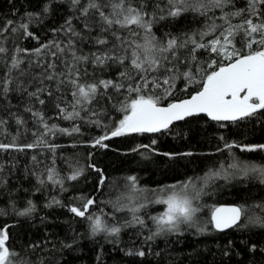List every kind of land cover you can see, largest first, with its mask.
I'll return each mask as SVG.
<instances>
[{
    "label": "trees",
    "instance_id": "16d2710c",
    "mask_svg": "<svg viewBox=\"0 0 264 264\" xmlns=\"http://www.w3.org/2000/svg\"><path fill=\"white\" fill-rule=\"evenodd\" d=\"M140 2V0H134ZM148 5L146 11H154V5L163 0H144ZM43 0H0V27L7 20H13L17 24L25 17L27 12H40ZM246 0H233V5L220 9H212L208 16L217 24L224 12H232L236 8L244 7ZM79 15L70 9L68 0H56L52 11L46 14L42 22H33L29 30L38 39L19 36L11 32L6 33L9 39L5 42L9 48V56L15 46L33 49L41 44L56 39L67 41L69 37L64 33L54 35L52 29H59L69 16ZM159 15V13H157ZM26 22V21H25ZM211 20L194 13H185L182 17H167L157 20L153 25V33L157 38H164L165 34L179 35L204 30ZM239 18H232V23H239ZM73 27L85 37L83 41H77L79 54L88 55L96 52L100 46L95 45L94 40L101 35L99 28H93L87 32L81 20L73 19ZM134 39L143 43V33ZM121 35L128 37L126 30ZM110 43L108 49L118 43L110 34L107 36ZM207 39V38H206ZM236 47L243 48V37L237 36ZM103 50V49H101ZM28 57L22 64L28 69ZM212 59H218L214 54L201 50L198 54V65L206 71ZM87 70V81L93 79H119V73L124 67L118 63L109 62L107 67H97L91 63L81 66V71ZM185 70V69H182ZM7 71L0 64V76ZM38 68H31L30 72L36 74ZM13 76L19 77L14 71ZM197 76V79H201ZM31 75L19 77L28 91H35V86L29 83ZM46 83H49L46 81ZM179 88L167 102L181 99L197 91L193 86L188 92L181 91L183 84L179 81ZM15 87V85H13ZM55 89V83H51ZM63 97L71 100V92L62 89ZM111 102H101L94 107L99 110L106 107L107 113L100 117L102 124L96 126L87 122V115L81 111L85 119L65 120L58 115L56 108L57 98L61 93H55L51 98L42 94L41 98L46 103L40 105L35 98L29 99L25 91H11L8 94L0 93V120H6L7 124L0 127V142L20 145L34 143L38 133L44 129L31 112L25 108L30 106L34 111H41L51 126L71 129L73 125L80 127L79 133L66 135L56 132L49 133L45 139L59 145L55 152V168L61 177L69 174V166L65 158H70L78 167L83 168L82 174L75 181H67L63 185L65 191H61L59 185L51 183L40 185L37 175L44 173L48 167H52L53 153L47 148L25 149L24 151L8 150L0 151V227L10 226V247L17 253V264H264V227L259 224H248L247 218H242L246 227L239 229H227L223 232L209 231L204 234H196L194 230L182 228L180 234H164L148 241L146 237L155 231L154 223L149 219L163 211L164 206L152 204L141 209L137 215L145 220L146 226L132 225L121 227L118 236H111L101 232L93 236L90 231V221L76 217L70 212V207H81L85 202L78 197L94 198L96 203L89 209L93 217L100 216L104 223L111 226H123L132 220V213L128 208L117 211L114 205L127 192L125 178L135 175L139 178V185L146 188H157L162 185L182 182L189 177H204L209 170L218 169L221 162L227 164L233 162L227 150L217 152V148L223 149L225 141L238 144H264V116L253 117L249 120L233 123L231 121L216 122L207 116L200 114L178 121L166 132L137 133L113 137L104 143L107 148L92 147L91 141L106 132L114 130V125L122 118L123 113L113 107L115 103L124 101L128 94L114 93ZM157 94H160L157 92ZM163 103V102H162ZM63 106V105H62ZM71 111V107L68 108ZM21 117L25 123L18 125L16 117ZM224 127H220V124ZM224 137L223 140L220 137ZM155 140L156 144L152 145ZM75 145V147H72ZM139 145H152L155 151H147L141 148L133 152L132 149ZM192 152V156H169L162 153ZM232 153L241 163L264 166V151L241 152L239 148H233ZM36 157V162L33 161ZM91 165H95L103 171L107 177L106 184L99 187V173ZM35 173V175L33 174ZM199 184L200 181L198 180ZM39 189V191L37 190ZM206 195H203L200 204L201 211L198 214L201 221L210 219L212 210L219 204L243 205L247 209V216L264 217V184L256 176L250 178L239 177L230 181L216 179L205 186ZM55 197L59 204L46 206ZM31 200L35 205V211L29 216L20 217L16 212L27 207ZM231 242V244L229 243ZM39 243L40 247L32 249L29 246ZM70 244L71 247H63ZM252 245L256 246L255 252H250ZM146 252L144 257L126 255L128 250H140ZM228 255H225V253ZM159 253L160 255H157Z\"/></svg>",
    "mask_w": 264,
    "mask_h": 264
},
{
    "label": "snow or ice",
    "instance_id": "6c2138e0",
    "mask_svg": "<svg viewBox=\"0 0 264 264\" xmlns=\"http://www.w3.org/2000/svg\"><path fill=\"white\" fill-rule=\"evenodd\" d=\"M55 2L56 0H43L40 12H27L18 24L13 20H7L0 27V64L7 69L0 76V93L6 95L11 91H25L29 99L35 98L40 105H44L46 101L41 98L42 94L46 93L51 98L59 92L61 96L57 98L56 108L62 119H85L81 116V111H84L88 117L87 122L99 127L102 124L100 117L106 115L107 108L97 110L94 106L105 101L111 102L113 96L109 94L110 90L114 93L126 92L128 96L119 103V107L113 104L117 111L123 113L122 118L115 123L110 134L106 132L91 141L92 147L107 148L108 145L104 143L106 140L128 133L166 132L174 122L200 114H205L218 123L222 121L237 123L264 116V0H246L244 7L224 12L219 17L222 21L220 24L209 17L208 13L212 9H220L223 12L226 6L233 5V0H163V6L160 3L155 4L151 13L146 11L148 5L144 0L138 3L134 0H68L70 9L79 15L69 16L59 29H52L54 35L62 32L69 37L66 42L53 39L33 49L17 45L9 56L10 50L5 43L9 37L6 33L11 32L17 38L24 36L38 39L29 30L30 24L42 22L43 17L52 11ZM189 12L205 17L211 22L204 30L191 33L179 35L168 33L164 38H157L153 33V25L157 20L182 17ZM233 17L239 18L240 22L233 24ZM74 18L81 20L84 29L89 33L93 28H99L101 35L94 40L95 45L100 46L96 52L88 55L79 54L77 41H83L85 37L73 27ZM135 29L142 30L143 43L134 39L140 36V32ZM123 30L129 33L128 37L121 35ZM109 34L118 42L113 44L111 49L106 47L110 43L107 38ZM241 35L243 48H237L235 40ZM201 50L208 51L218 58L212 59L208 64L209 69L216 70L209 72L202 66H197ZM28 57L35 59L27 60L29 68L26 70L22 64ZM109 62L124 67V71L119 73L118 80L93 79L88 82L87 70L81 71V66L87 63L103 68L107 67ZM33 67L40 71L32 74L30 69ZM14 71L19 73V77L31 75L29 83L35 86V91H28L22 80L17 83L19 77L13 76ZM198 75L202 78L197 79ZM178 81L183 84L181 91L188 92L193 86L199 90L194 91L186 99L167 102L179 88ZM52 82L55 83L54 90L51 87ZM62 89L70 90V101L64 99ZM69 106L71 111L68 110ZM25 111L32 113L42 125L44 132L36 134L37 140L30 144H17L15 137L12 143L0 142V151L47 148L53 153V166L46 168L43 174L37 175V182L42 186L47 183L59 185L61 191H65L63 187L65 180L75 181L82 174L83 168L78 167L70 158H65L70 171L61 177L55 168L54 158L56 149L60 146L49 143L45 137L56 132L72 135L79 133L80 127L73 125L68 129L59 128L55 124L49 126L41 111H34L30 106L26 107ZM16 123L23 125L25 121L17 116ZM6 124V120H0V127ZM224 126L220 124V127ZM220 139L223 140L224 137L221 136ZM155 144L156 141L153 140L152 145ZM152 145H139L132 151L136 152L141 148L155 151ZM233 148H239L241 152L264 151V144L225 141L223 149L217 148L216 151L227 150L233 162L227 164L221 162L218 169L209 170L204 177H189L185 181L157 188L141 187L137 176H127L125 178L127 192L122 194L117 205H114L117 211L128 208L132 213V220L123 226L109 227L100 216L93 217L89 214L90 207L96 203L94 198L78 197L85 201L82 208L72 206L69 210L76 217L90 221L93 236L101 232L118 236L121 227L146 226L145 220L136 214L141 209L152 204L163 205V211L149 217L155 225V231L146 237L148 241L164 234H180L182 228L194 230L196 234L239 229L247 226L242 223V218H247L248 224H259L264 227V217H248L247 209L243 205L218 207L211 212L207 221H201L199 218L198 214L202 207L200 200L207 194L205 186L216 179L227 182L239 177L256 176L260 183L264 184V166L239 162L232 153ZM162 155L172 158L177 155L192 156L194 153ZM32 159L36 162L35 156ZM91 167L99 173L97 188L99 191L106 184L107 177L95 165ZM2 171L3 165H0V172ZM2 182L0 178V183ZM59 203L60 201L53 197L46 206L51 207ZM260 207L264 208V205ZM34 211L35 205L29 200L27 207L16 212V215L26 217ZM9 241L10 226L0 227V264H17V253L10 247ZM29 247L35 249L40 245L37 243ZM63 247L70 248L71 245L64 244ZM249 251L255 252L256 246L252 245ZM126 255L144 257L146 252L143 249L128 250Z\"/></svg>",
    "mask_w": 264,
    "mask_h": 264
},
{
    "label": "water",
    "instance_id": "95a60500",
    "mask_svg": "<svg viewBox=\"0 0 264 264\" xmlns=\"http://www.w3.org/2000/svg\"><path fill=\"white\" fill-rule=\"evenodd\" d=\"M216 70V69H215ZM199 90V89H198ZM192 94V93H191ZM190 94V95H191ZM190 95H188V96H186V97H183V98H181V99H186V98H188ZM181 99H177V100H173V101H170V102H174V101H178V100H181ZM203 115H205V114H203ZM206 116V115H205ZM210 119V118H209ZM176 122H178V121H176ZM175 123V122H174ZM111 132V131H110ZM110 132H109V134H110ZM145 133H147V132H145ZM130 134H137V133H128V134H125V135H130ZM122 136H124V135H122ZM113 138V137H112ZM231 206H237V205H235V204H219V205H217L215 208H218V207H231ZM214 208V209H215ZM213 209V210H214ZM212 210V211H213ZM211 216V215H210Z\"/></svg>",
    "mask_w": 264,
    "mask_h": 264
}]
</instances>
